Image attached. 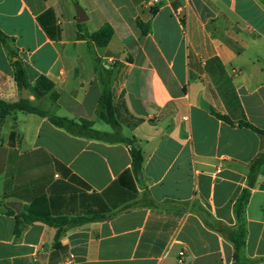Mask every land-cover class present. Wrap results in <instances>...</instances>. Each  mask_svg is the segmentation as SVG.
I'll return each instance as SVG.
<instances>
[{"label":"crops","instance_id":"crops-1","mask_svg":"<svg viewBox=\"0 0 264 264\" xmlns=\"http://www.w3.org/2000/svg\"><path fill=\"white\" fill-rule=\"evenodd\" d=\"M0 0V99L21 97L101 133L103 85L121 138L78 136L46 117L0 120V264H233L236 201L264 130V0ZM76 7L86 19L76 22ZM109 25L106 41L80 38ZM213 113L228 117L230 125ZM64 217L21 223L24 207ZM88 219L74 224L73 221ZM243 256L264 264V166L243 208Z\"/></svg>","mask_w":264,"mask_h":264},{"label":"trees","instance_id":"trees-1","mask_svg":"<svg viewBox=\"0 0 264 264\" xmlns=\"http://www.w3.org/2000/svg\"><path fill=\"white\" fill-rule=\"evenodd\" d=\"M112 35V29L109 25L102 26L98 31L91 33L89 35H79L80 38H88L92 41H106ZM0 41L5 44L6 37L0 34ZM12 69H13V78L17 84L18 90L21 94L23 89L27 88L28 80H27V73L23 66V64L19 61L12 62ZM99 111L98 114L101 119H103L106 123H108L113 129L114 132L109 133H101L95 131L91 128V125L87 121H80L75 122L73 120H68L65 118L57 117L49 115L47 112L40 110L36 107H33L29 104L27 99L19 98L16 102H6L0 99V120H2L5 116L10 114L13 111H24L28 113H34L41 117H46L48 121L56 127L65 129L67 132L78 135V136H85L95 139H100L104 141H122L124 143L130 144L129 152L131 156V167L133 174H137L142 166L143 163V156L139 148L132 144V141L129 139H123L120 137L118 132V122L113 117V108L111 106V99H110V91L107 84L103 85V90L99 99ZM214 116L222 120L230 125L234 123L226 116H222L217 113H213ZM240 127H245L252 130L256 133L260 140H261V149L258 154L253 158V160L249 164V173L247 178V188L243 190L241 196L236 201L235 204V214L237 218V227L235 230H226L223 229L221 226H213L219 232H222L226 235L228 240L232 242L234 245V253H233V264H250L243 256V246H244V238H245V227L243 221V208L246 204L250 188H252L256 176L264 166V130L259 129L252 124L248 123L247 121H239L237 123ZM16 217V228L15 234H19V225L21 223L30 224L32 222H42L48 226L56 227L57 231L55 234V245L58 243V237L60 235V227L67 223V219L64 217H54L50 214V212L46 210H37L34 209L32 206L24 207L23 211L20 212ZM88 219H79L73 221L74 224L84 222Z\"/></svg>","mask_w":264,"mask_h":264},{"label":"water","instance_id":"water-1","mask_svg":"<svg viewBox=\"0 0 264 264\" xmlns=\"http://www.w3.org/2000/svg\"><path fill=\"white\" fill-rule=\"evenodd\" d=\"M82 15H84L82 9L80 7H76V18H75L76 22L81 23L86 19V17ZM22 98H25L24 89L22 90Z\"/></svg>","mask_w":264,"mask_h":264},{"label":"built area","instance_id":"built-area-1","mask_svg":"<svg viewBox=\"0 0 264 264\" xmlns=\"http://www.w3.org/2000/svg\"><path fill=\"white\" fill-rule=\"evenodd\" d=\"M155 2H157V0H152V3L151 4H153ZM182 257H183V252L181 251V252H179V256H178V263L179 264H182L183 263Z\"/></svg>","mask_w":264,"mask_h":264}]
</instances>
